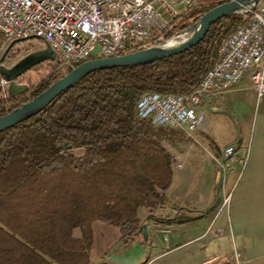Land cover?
Returning <instances> with one entry per match:
<instances>
[{
	"label": "trees",
	"instance_id": "1",
	"mask_svg": "<svg viewBox=\"0 0 264 264\" xmlns=\"http://www.w3.org/2000/svg\"><path fill=\"white\" fill-rule=\"evenodd\" d=\"M227 1L196 0L165 40ZM239 23V16L220 19L182 54L94 71L0 133V264H90L95 222L117 228L122 243L134 237L141 226L138 210L151 218L172 179V157L159 139L170 145L186 140L138 120V99L144 93H189L214 64L220 40ZM79 65L47 76L19 99L3 100L0 88V116ZM67 148L82 154H64ZM75 228L79 238L72 236Z\"/></svg>",
	"mask_w": 264,
	"mask_h": 264
},
{
	"label": "built area",
	"instance_id": "2",
	"mask_svg": "<svg viewBox=\"0 0 264 264\" xmlns=\"http://www.w3.org/2000/svg\"><path fill=\"white\" fill-rule=\"evenodd\" d=\"M196 7V0H0V39L5 46L19 39H37L54 53L52 72L56 73L163 43ZM239 17L235 30L220 40L214 64L189 93H144L135 107L136 118L154 131H177L190 138L206 126L205 113L242 82L248 81L256 96H263L264 0ZM6 86L0 77L1 90ZM159 144L171 155L172 169H181L184 155L164 137ZM213 160L223 176L234 170L235 162L241 172L246 156L230 144ZM162 233L166 239L168 229Z\"/></svg>",
	"mask_w": 264,
	"mask_h": 264
},
{
	"label": "crops",
	"instance_id": "3",
	"mask_svg": "<svg viewBox=\"0 0 264 264\" xmlns=\"http://www.w3.org/2000/svg\"><path fill=\"white\" fill-rule=\"evenodd\" d=\"M238 87L216 104L224 107L233 101L247 106L234 109L237 136L227 144L237 145L240 156L245 154L242 171H237L235 162L233 171L219 174L213 158L222 149L213 141L198 144L183 133L185 142L170 145L165 140L182 150L178 152L185 162L181 169H173L163 205L151 218L147 211L138 210L140 229L126 243L119 240L117 228L111 231L95 222L90 264H264V95L257 97L251 88ZM203 131L195 133L204 135ZM177 217L185 220L174 221ZM142 227H146V238ZM73 234L80 237L79 230ZM108 236L113 241L104 245Z\"/></svg>",
	"mask_w": 264,
	"mask_h": 264
},
{
	"label": "water",
	"instance_id": "4",
	"mask_svg": "<svg viewBox=\"0 0 264 264\" xmlns=\"http://www.w3.org/2000/svg\"><path fill=\"white\" fill-rule=\"evenodd\" d=\"M258 1L259 0H228L223 4L212 8L203 14L189 28L175 34L163 43L125 55L96 58L80 64L78 67L72 69L69 73L63 75L61 78L52 83L45 91L37 95L34 99L14 108L9 113L0 116V133L36 115L49 103H51L60 93L71 88L85 76L94 71L109 68L143 66L186 52L197 45L205 37L212 24L226 17L240 16L248 13L254 8ZM178 34H188V36L184 40L179 41L174 45H170V41L174 37H178ZM21 40L25 39L15 40L9 43L5 47L0 58V77L7 83V92L17 87L14 84V80L18 74H11L13 67H4L2 65V61L11 46L15 42ZM30 55H39V62L43 60L56 62L57 60L54 53L48 47L39 49ZM25 58L26 57L21 59L18 64H20ZM32 66L33 64L26 65L21 72L28 70V68ZM142 229L144 238H146V227H142Z\"/></svg>",
	"mask_w": 264,
	"mask_h": 264
},
{
	"label": "rangeland",
	"instance_id": "5",
	"mask_svg": "<svg viewBox=\"0 0 264 264\" xmlns=\"http://www.w3.org/2000/svg\"><path fill=\"white\" fill-rule=\"evenodd\" d=\"M176 34V33H175ZM3 47V48H2ZM4 41L0 39V58L2 56V53L4 51ZM32 48L35 50L43 48L41 43L35 39V38H29L25 40H21L18 42H15L9 51L7 52L6 56L4 57L2 61V65L6 68H9L11 65H14V63L22 57L26 52L30 51ZM55 67V62L49 61V60H43L40 63L28 68L27 71H23V76L20 78L19 81H15L14 84L16 86L22 85L25 88H27V92L25 94H29L34 89V86L40 82L42 79H45L47 76L53 74L52 70ZM63 72V71H62ZM62 72H56L54 74H62ZM239 86V87H238ZM236 87L242 88V89H248L250 88V83L245 82L241 85H238ZM234 87V88H236ZM233 88V89H234ZM2 91V90H1ZM3 93V100H14L17 98H14L12 95L15 93L13 90H9L7 92V86L5 90L2 91ZM221 102V101H220ZM219 103V102H217ZM247 106H242L239 102H228L227 106L222 107V105L215 104L214 110L207 111L205 113V117L207 119V124L204 128H202V131L204 132V135H198L195 132L191 134L192 138L198 142V144H207L210 143V141H213L215 146L218 147L220 150L223 149L227 144H229L233 139L237 136V122L235 117H233L234 109H239ZM219 110V111H217ZM170 131V130H169ZM188 138V137H186ZM191 140V138H188ZM191 143V141H190ZM161 145V144H160ZM162 146V145H161ZM163 147V146H162ZM178 151H182L181 149H177ZM64 154H70L73 156H80L82 154V150L78 148H67L62 151ZM182 154V153H179ZM185 162V158L183 163ZM183 167V164H182ZM173 171V170H172ZM174 172V171H173ZM140 215H143L142 212H140ZM161 221V220H160ZM164 221V220H162ZM142 222V221H141ZM111 231H114L115 228L110 227L106 225ZM78 230L77 228L72 230V236L74 235L75 231ZM115 235V233L113 232ZM75 238V237H74ZM103 239V238H101ZM113 239H111V236H108V238L103 243L104 245L111 244ZM102 244V245H103ZM99 245H97L96 251L97 254L100 253ZM100 259V257H99ZM102 260V257H101ZM95 264H100V261Z\"/></svg>",
	"mask_w": 264,
	"mask_h": 264
},
{
	"label": "flooded vegetation",
	"instance_id": "6",
	"mask_svg": "<svg viewBox=\"0 0 264 264\" xmlns=\"http://www.w3.org/2000/svg\"><path fill=\"white\" fill-rule=\"evenodd\" d=\"M38 50H39V49H38ZM38 50H33V51H28V52H26L22 57H20V58L14 63V65H11V66H10V67H13L11 74H13V75L18 74L17 77L15 78L14 82H15V81H19L20 78H22V76H23V72H21V71L26 67V65H28V64H33V66H34V65L40 63V62H39V55H30L31 53H33V52H35V51H38ZM28 55H29V56H28ZM24 57H26V58H25L20 64H18V63L21 61V59H23ZM17 64H18V65H17ZM26 71H27V70H26ZM27 90H28V89L25 88L24 86H22V85H18L17 87L13 88V91L15 92V93L13 94V97H14V98H17V99L22 98V97H24V96L27 95V94H25V93L27 92Z\"/></svg>",
	"mask_w": 264,
	"mask_h": 264
},
{
	"label": "bare ground",
	"instance_id": "7",
	"mask_svg": "<svg viewBox=\"0 0 264 264\" xmlns=\"http://www.w3.org/2000/svg\"><path fill=\"white\" fill-rule=\"evenodd\" d=\"M188 34H178V37H174L171 41H170V45H174L176 43H178L179 41L184 40L185 38H187Z\"/></svg>",
	"mask_w": 264,
	"mask_h": 264
}]
</instances>
